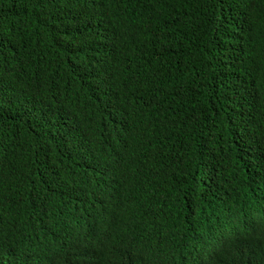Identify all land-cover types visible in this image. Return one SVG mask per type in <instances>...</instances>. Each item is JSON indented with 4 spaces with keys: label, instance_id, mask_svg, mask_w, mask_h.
I'll return each mask as SVG.
<instances>
[{
    "label": "trees",
    "instance_id": "trees-1",
    "mask_svg": "<svg viewBox=\"0 0 264 264\" xmlns=\"http://www.w3.org/2000/svg\"><path fill=\"white\" fill-rule=\"evenodd\" d=\"M0 264H264V0H0Z\"/></svg>",
    "mask_w": 264,
    "mask_h": 264
},
{
    "label": "bare ground",
    "instance_id": "bare-ground-1",
    "mask_svg": "<svg viewBox=\"0 0 264 264\" xmlns=\"http://www.w3.org/2000/svg\"><path fill=\"white\" fill-rule=\"evenodd\" d=\"M135 1V0H134ZM195 3V2H194ZM166 4V3H165ZM196 5V4H195ZM174 7V6H173ZM204 10V9H203ZM206 11V10H205ZM181 12V11H180ZM218 18V17H217ZM263 18V17H262ZM215 20V19H214ZM181 21V20H180ZM197 27V26H196ZM202 31V30H201ZM216 48V47H215Z\"/></svg>",
    "mask_w": 264,
    "mask_h": 264
}]
</instances>
